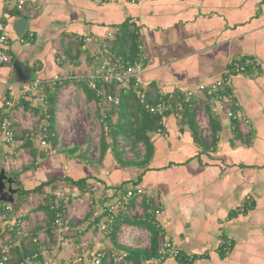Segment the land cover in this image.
Instances as JSON below:
<instances>
[{
    "label": "crops",
    "instance_id": "1",
    "mask_svg": "<svg viewBox=\"0 0 264 264\" xmlns=\"http://www.w3.org/2000/svg\"><path fill=\"white\" fill-rule=\"evenodd\" d=\"M7 1L0 0V35L6 32L10 37L6 50L12 61L0 63V111L7 101H15L13 110L19 111L37 104L35 96L24 95L27 84L36 79L49 82L66 73H89L103 52L96 42L85 43L83 38L105 41L128 20L140 30L143 82L153 99L221 81L235 61L261 62L231 79L250 128L221 111L214 147L204 144L212 133L210 119L198 107V135L182 113L169 111L163 117L162 130L150 134L154 150L146 166L121 165L111 150L97 165L70 156L38 158L40 167L23 177L26 187L54 175L64 162L68 169L55 175L88 177L100 206L117 201L130 187L141 186L146 192L122 210L110 233L98 226L104 216L97 206L94 221L90 217L86 230L78 229V241L66 238L65 232L53 246L55 251L42 250L36 264L53 259L55 264L77 253L83 255V264H94L97 251L104 257L114 250L152 252L154 227L159 231L154 255L143 264H264V0H35L26 14L11 9ZM21 17L30 19L26 34L33 33L32 40L18 39L13 24ZM71 83L77 81L49 91L69 89ZM84 96L91 101L85 91ZM103 112L105 117L107 111ZM249 133L247 143L243 138ZM9 149L0 136V172ZM64 183L69 199L78 195L76 185ZM154 195L161 213L152 216ZM139 209L142 213L136 216ZM162 233L193 260H159ZM227 240L233 244L228 254L223 249Z\"/></svg>",
    "mask_w": 264,
    "mask_h": 264
},
{
    "label": "built area",
    "instance_id": "2",
    "mask_svg": "<svg viewBox=\"0 0 264 264\" xmlns=\"http://www.w3.org/2000/svg\"><path fill=\"white\" fill-rule=\"evenodd\" d=\"M35 0H8V5L11 9L15 8L21 13H28L29 8ZM120 31L118 27L115 32H110L108 39L100 41L96 38L86 37L83 38L85 43L90 41L96 42L102 48V58L95 60L93 69L89 73H66L59 75L49 82L36 79L25 87V94L35 96L36 103L39 108L48 112L49 101L47 91L56 87L58 84H63L65 81L76 82L84 81L92 89L95 90L97 97L103 103L119 104L121 93H127L134 90L137 99L143 104L147 111L154 115L164 117L169 111L181 113L186 106H192L196 103L200 108H203L204 101H208L212 106V112L215 115L220 114L221 111L226 115L237 121L242 126H248L250 119L240 108L237 95L233 89L231 79L241 73H246L250 68L260 67L261 62L256 58H245L240 61L233 62L226 70L225 76L221 81L214 83H203L197 86L195 90L180 91V93H169L168 95H159L155 98L154 102L149 100V91L143 82V75L145 73L144 55L141 52L138 59L134 63H123L121 60H114L111 55L112 41L115 39L116 34ZM20 41H29L33 39V33H29L18 37ZM10 42V37L6 32L0 35V63H10L12 56L7 52L6 48ZM65 58V57H63ZM106 85H114L118 94ZM19 102V100H18ZM17 105L15 101H7L6 106L0 111V136L3 141L14 146L16 140L14 137L15 126L12 117L13 108ZM36 105V106H37ZM49 115L44 120L42 130L43 137H41L42 145H47V126L49 124ZM80 190V189H79ZM89 191V192H85ZM94 193V187H87L80 190L82 193ZM145 189L141 186L130 187L126 192L115 202L108 205H98L99 212L104 216V220L98 223V226L105 232L110 233L113 229L117 217L121 214L122 210H127L130 203L134 199H142L145 196ZM56 202L60 205L64 202L65 207L67 200H65V193L58 190L54 193ZM155 201V208L149 209V213L154 216L161 213L160 200L158 196L152 197ZM96 212L94 213V215ZM98 214V213H97ZM98 216V215H95ZM24 215L21 213V208L17 210L12 202L6 201L0 205V264H11L12 249L15 248L20 241L28 236L24 227ZM94 221V219H92ZM70 223V219L63 217L60 213L54 221V226L57 228L58 235H63ZM158 247V259L165 260L167 258H183L186 263L193 260V255L185 254L181 248L173 243L168 238L161 236ZM39 237L35 239L38 241ZM43 248V241L39 240ZM233 244L231 240H227L223 246L224 251L228 254L231 251ZM38 254L27 256L20 264H36L38 263ZM104 257L103 251L94 253V264H102ZM112 264H131L128 260V252L125 250H114L112 253ZM55 264H83V255L77 253L70 259H58Z\"/></svg>",
    "mask_w": 264,
    "mask_h": 264
},
{
    "label": "trees",
    "instance_id": "3",
    "mask_svg": "<svg viewBox=\"0 0 264 264\" xmlns=\"http://www.w3.org/2000/svg\"><path fill=\"white\" fill-rule=\"evenodd\" d=\"M142 52L141 50V35L139 27L132 20L126 21L121 27L120 31L117 33V37L114 41H112L111 55L114 60H121L123 63H134L139 54ZM70 55V53H68ZM69 81H66L68 83ZM65 83V82H64ZM78 85L83 87V90L87 93L89 100L99 99L96 95L94 89H92L86 82L77 81ZM109 87L112 92L118 94V90L114 85H106ZM62 86L57 87V90ZM56 90V91H57ZM149 93V92H148ZM180 93V91L175 92ZM47 97L49 101V109L48 112L42 110L41 108H34L32 110L39 115V119L43 122L47 115H49V124L47 126V137L46 140L51 142L53 147L57 144V137L55 132V91H47ZM121 100L119 104H112L110 110H107L105 115V123L103 127V133L101 136V161L106 156L109 150L112 151L116 159L119 161L121 165L124 166H146L153 154V143L150 134L153 132H157L162 130L163 127V117L160 115H154L146 110L145 106L140 103V101L136 97V93L134 90H130L127 93L120 94ZM149 101L152 103L155 101L149 94ZM23 104L25 101H22ZM203 108L209 115L210 119V130L211 136L208 141L204 143L208 148L214 147L218 142V131L220 130L219 121L217 119V115L212 112V106L206 100L203 103ZM26 108H29L30 105L28 103L25 104ZM198 105L194 103L192 106H186L185 109L181 112L184 117L187 118L188 123L192 130L198 135L199 134V126L195 121V112L198 109ZM117 115V120H113V116ZM2 117H0L1 119ZM15 133L14 137L16 141H21L20 149L25 150L33 157V163L27 167L25 170H33L36 168V162L38 158H46L47 153L39 152L35 146V143L27 129L20 124H14ZM109 129V130H108ZM238 129V126H237ZM240 134V131H239ZM241 135V134H240ZM252 134L246 138H243L245 142L250 143ZM123 139L125 146L119 148V142ZM130 145V148L133 150L134 158L131 160L124 159L125 147ZM143 146V148H142ZM71 152L77 151V148L70 149ZM83 158V156H80ZM38 164V163H37ZM28 170V171H29ZM14 174L18 177L22 192L26 195L30 193H40L42 195L43 201L34 209L36 211H44L46 214V235L47 241L51 242V244L55 245L58 241V231L54 226V221L60 213L63 217L66 216V208L64 202L62 204H58L56 202V197L54 196V189L56 188L57 181L59 180L57 177L46 179L44 181H40L35 187H26L22 184L21 175L18 172H14ZM65 181H69L72 184L76 185L80 190H84L88 187V177H83L80 179H74L71 177H66L63 179ZM46 187L50 188V191H46ZM152 226V225H151ZM42 227L35 226L33 227L32 233L28 237H24L20 243L12 249V260L11 264H20L27 256L38 254V260L41 258L42 247L38 241H35L37 238V234L42 230ZM159 231L154 227L153 228V238H152V252H148L143 249H129L128 252V260L131 264H143V262L154 255L153 249L155 248L157 237ZM115 239V235H114ZM48 243V242H47ZM50 244V245H51ZM49 245V246H50ZM120 247V245L118 246ZM111 251L107 257L102 260V264H112Z\"/></svg>",
    "mask_w": 264,
    "mask_h": 264
},
{
    "label": "rangeland",
    "instance_id": "4",
    "mask_svg": "<svg viewBox=\"0 0 264 264\" xmlns=\"http://www.w3.org/2000/svg\"><path fill=\"white\" fill-rule=\"evenodd\" d=\"M76 84V85H75ZM72 84L69 89H58L56 91L55 97V132L57 137V144L55 147L51 145L50 141H47V145L41 144V137H43L42 130L44 126V121L41 122L39 119V115L36 114L32 108L24 111H19V109L13 110V119L14 123H18L23 125L25 129H27L35 143V146L39 152L47 153V156L50 157H59L64 159L66 156L77 157L88 160L93 165H97L101 163V136L103 133V127L105 123V117L103 115V111L110 110L112 104L103 103L100 104V100L93 99L91 101H86L84 96V90L81 85H77V83ZM35 104L34 108H39L38 105ZM19 107V106H18ZM117 119V115L113 116V120ZM109 130V129H108ZM4 143V142H3ZM10 147V154L7 157V162L4 164V168L11 173L18 172L21 175V181L23 183V177H25V170L29 167L34 159L25 150L20 149L21 143L16 141L14 146L8 144ZM125 143L121 138L119 142V148H123ZM77 148V151L71 152L70 149ZM143 148V146H142ZM9 153V152H8ZM8 155V154H7ZM134 158L133 150L130 148L128 144L125 147L124 159L131 160ZM41 160H37L36 168L40 167ZM62 162V161H61ZM38 163V164H37ZM69 166L65 167V164L60 165L59 171H54L49 177H44L45 179H50L57 177L61 182L56 184V188L54 191H62L67 192L68 185L65 186L66 182L62 177H58L55 174L61 173L64 174V171L68 169ZM34 168V169H36ZM32 170V169H31ZM69 174V172H67ZM18 178V177H17ZM43 181L42 179H39ZM63 181V182H62ZM92 183H95L92 182ZM33 185V186H32ZM35 184H31L29 187L33 188ZM95 186V184H93ZM90 187V186H88ZM92 187V186H91ZM46 191H50L49 187L45 188ZM66 189V191H65ZM89 192V191H85ZM82 193L77 196H72L69 199V195L65 193V200H67L66 205V216L65 218L70 219L69 229L66 231L64 235L66 238L72 237L74 240H79V230L80 228H84L88 226V222L90 221V217L93 219L95 216V210H97V204H101V202H96L95 193ZM70 193V192H67ZM43 201L42 195L40 193H30L26 196V202L21 207V213H23L25 220V231L28 233V236L31 235L33 227L38 226L43 229L37 234L39 240L43 241V249L45 254H49V252L55 251L53 248V244L47 241L46 235V214L44 211H36L34 210L41 202ZM141 203V202H140ZM143 207L142 205H140ZM138 213H142V210L139 209L137 211L136 216H139ZM96 217V216H95ZM91 219V220H92ZM27 236V237H28ZM59 237V235H57ZM63 236V235H62ZM57 237V238H58ZM48 242V243H47ZM51 244V245H50ZM50 245V246H49ZM58 257V256H57ZM56 257V258H57ZM60 259V258H59ZM58 260V259H57ZM54 261V259H53ZM51 261L49 264H53Z\"/></svg>",
    "mask_w": 264,
    "mask_h": 264
},
{
    "label": "water",
    "instance_id": "5",
    "mask_svg": "<svg viewBox=\"0 0 264 264\" xmlns=\"http://www.w3.org/2000/svg\"><path fill=\"white\" fill-rule=\"evenodd\" d=\"M30 23L29 17L17 19L13 26L18 37L25 35ZM26 194L22 192L19 179L14 173L8 172L5 168L0 172V205L6 201L13 203L19 210L26 202Z\"/></svg>",
    "mask_w": 264,
    "mask_h": 264
}]
</instances>
